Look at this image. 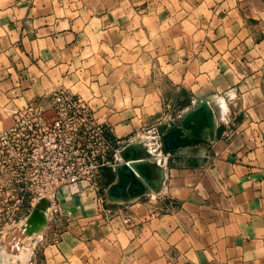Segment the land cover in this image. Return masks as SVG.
<instances>
[{
	"label": "crops",
	"instance_id": "obj_1",
	"mask_svg": "<svg viewBox=\"0 0 264 264\" xmlns=\"http://www.w3.org/2000/svg\"><path fill=\"white\" fill-rule=\"evenodd\" d=\"M59 89L164 179L127 201L61 189L73 215L39 237L0 215L2 261L264 264V0H0V131ZM200 102L214 137L166 149L161 124Z\"/></svg>",
	"mask_w": 264,
	"mask_h": 264
},
{
	"label": "built area",
	"instance_id": "obj_2",
	"mask_svg": "<svg viewBox=\"0 0 264 264\" xmlns=\"http://www.w3.org/2000/svg\"><path fill=\"white\" fill-rule=\"evenodd\" d=\"M126 144L99 120L89 100L67 89L18 108L13 123L0 131V215L25 232L34 207L48 199L47 226L29 235L39 237L59 218L73 215L59 202L61 189L93 192L104 202ZM24 206L30 213L22 218Z\"/></svg>",
	"mask_w": 264,
	"mask_h": 264
},
{
	"label": "water",
	"instance_id": "obj_3",
	"mask_svg": "<svg viewBox=\"0 0 264 264\" xmlns=\"http://www.w3.org/2000/svg\"><path fill=\"white\" fill-rule=\"evenodd\" d=\"M187 111L183 115L180 122L178 123L171 122L172 124L171 126H166V127L161 126L163 130L167 129V131L163 135V141L166 149H173L178 146L185 145L187 143H195L202 140L205 137H210V136L214 137V135H210L208 132H206L204 133V136L198 140L192 141V140L184 139V142H180L175 145H172L170 143V136L172 135L183 136L188 133L189 128H186L187 122L183 123L182 121L183 118L185 119V116L187 115ZM217 111L218 110H216V112ZM139 145L142 148L147 147L143 142L136 141L129 143L121 150L120 152L121 159L118 160L115 166L116 181L113 184H111L106 191V196L110 201H127L133 199L137 196H140L143 193L150 192L152 188H156L160 184V182L164 179V168L158 165L160 176L158 179H156V182L150 181L144 174L140 173L139 178L142 181L138 183H134L130 188V193H128L127 190L129 187L130 180L127 181V176L129 175V171L132 169L134 160H136L137 155H135V148L136 146ZM143 182L145 183V185L143 184ZM135 186H139V188L135 189L134 188ZM50 205L51 202L48 199H42L34 207L32 213L30 214L24 225L25 232L28 235L32 236L34 234L41 233L45 229V227L48 224L47 210Z\"/></svg>",
	"mask_w": 264,
	"mask_h": 264
},
{
	"label": "bare ground",
	"instance_id": "obj_4",
	"mask_svg": "<svg viewBox=\"0 0 264 264\" xmlns=\"http://www.w3.org/2000/svg\"><path fill=\"white\" fill-rule=\"evenodd\" d=\"M213 117H214L213 111L210 108V106L205 104L204 102H200L197 106L188 110L187 115L185 116V119L183 118V120H182L183 123L187 122L186 128H189L188 130L190 131V133L188 132L189 134H186L183 136H173L172 135V136H170V143L172 145H175L177 143L184 142V139L194 141V139H197L200 137V132L202 129L205 132H208L209 134L213 133L215 126H216ZM193 134H194V137H192ZM146 154H148V152L146 151V148H142L140 145L136 146L135 155H137L136 160H139V163L137 165H136V163H133L132 169L129 171V175L127 176V181L130 180L129 187L127 190L128 193H130V188L132 187V185L134 183H138V182L142 181L139 178L140 173L144 174L150 181H153V176L151 175V173H152L151 169L146 166V163L140 161L141 160L140 156L146 155ZM149 155H151V154H149ZM137 170H138V172H137ZM150 171H151V173H150ZM143 184L145 185L144 182H143ZM134 188L138 189L139 186H135Z\"/></svg>",
	"mask_w": 264,
	"mask_h": 264
},
{
	"label": "rangeland",
	"instance_id": "obj_5",
	"mask_svg": "<svg viewBox=\"0 0 264 264\" xmlns=\"http://www.w3.org/2000/svg\"><path fill=\"white\" fill-rule=\"evenodd\" d=\"M196 102L197 101H195L194 102V105L196 104ZM193 105V106H194ZM188 110V109H187ZM186 113V112H185ZM217 121V120H216ZM171 122H176V123H178V122H180V120H173V119H169L168 121H166V122H164V123H162L161 124V126H163V127H166V126H171L172 124H171ZM207 136V135H206ZM146 148V147H145ZM146 151L148 152V154H146V155H141L140 157H141V160L140 161H142L143 159L145 160H148L149 158V160L150 161H152L153 159L155 160V159H157V157H155V152H152L151 150H149V148H146ZM154 153V154H153ZM149 154H151V155H149ZM148 157V158H147ZM153 158V159H152ZM133 163H136V165L139 163V160H135ZM140 170V169H139ZM137 172H138V170H137ZM5 252H3L2 250L0 251V264H16V263H9V262H5L4 260L2 261V259H5Z\"/></svg>",
	"mask_w": 264,
	"mask_h": 264
},
{
	"label": "trees",
	"instance_id": "obj_6",
	"mask_svg": "<svg viewBox=\"0 0 264 264\" xmlns=\"http://www.w3.org/2000/svg\"><path fill=\"white\" fill-rule=\"evenodd\" d=\"M111 176V175H110ZM110 180H109V183H111L112 181H113V176H111L110 178H109Z\"/></svg>",
	"mask_w": 264,
	"mask_h": 264
}]
</instances>
